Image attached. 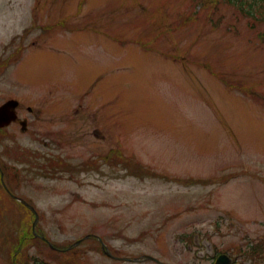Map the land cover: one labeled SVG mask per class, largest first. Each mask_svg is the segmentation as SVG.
<instances>
[{"label": "rangeland", "instance_id": "374dc122", "mask_svg": "<svg viewBox=\"0 0 264 264\" xmlns=\"http://www.w3.org/2000/svg\"><path fill=\"white\" fill-rule=\"evenodd\" d=\"M240 3L0 0V106L28 117L0 127L9 187L51 242L81 240L14 257L32 220L0 181V264H264V21Z\"/></svg>", "mask_w": 264, "mask_h": 264}, {"label": "water", "instance_id": "95a60500", "mask_svg": "<svg viewBox=\"0 0 264 264\" xmlns=\"http://www.w3.org/2000/svg\"><path fill=\"white\" fill-rule=\"evenodd\" d=\"M18 101L17 100H9L7 102H5L4 104H2L0 106V127H4L6 125H8L10 122H12L13 120H15L17 118V115L15 113V107L17 106ZM23 127L22 129H25V122L23 121ZM23 202H25L24 200H22ZM29 207L35 211V209L33 208V206L29 205ZM38 222V217L36 216V219L34 221L33 224V228L35 230L36 224ZM110 255L111 253L108 252ZM126 260H133V261H142V260H155V261H159L158 259H156L155 257L151 256V255H143V257L141 258H134V259H129L126 258ZM231 262V260L229 259V257L225 254L220 255L217 258V261L215 264H229ZM164 264V263H161Z\"/></svg>", "mask_w": 264, "mask_h": 264}, {"label": "flooded vegetation", "instance_id": "af4514ba", "mask_svg": "<svg viewBox=\"0 0 264 264\" xmlns=\"http://www.w3.org/2000/svg\"><path fill=\"white\" fill-rule=\"evenodd\" d=\"M24 107L21 105V103L19 104V106L17 107V113H18V119L16 120L17 122H19L20 123V121L22 120L20 117H19V114H21L23 111H22V109H23ZM40 110H37V109H35V108H33V107H31V106H27V112H30V113H37V112H40L41 111V113L43 112L42 111V108H39ZM81 109V108H80ZM40 115V114H39ZM39 117H41V116H39ZM23 119H25V120H27V124H28V117H24ZM84 117L83 116H81L80 118H79V121L81 122V123H84ZM15 121V122H16ZM72 122H77V121H75V119H73V121ZM13 123V122H12ZM11 123V124H12ZM10 124V125H11ZM9 125V126H10ZM8 127V126H7ZM27 127H28V125H27ZM2 130V129H1ZM0 130V131H1ZM53 159L54 160V164H53V166L55 167V169L56 170H59V164H62V165H64V164H67L68 166H70L71 165V163L67 160V159H65L61 154H59V152L57 153V155L54 157V156H52V155H50L49 154V156H47V155H44L43 156V161H42V163L43 164H40L39 166H37V167H46L47 165H49V160L50 159ZM59 162V163H58ZM9 167H10V165H6V164H4V162L2 161V163L0 164V179H1V176H2V172H3V176H4V178H6V177H8V170H9ZM69 167H67V169H68ZM6 183V182H5ZM3 187L9 192V193H11L12 194V192H11V189L9 188V186L6 184V186L5 185H3Z\"/></svg>", "mask_w": 264, "mask_h": 264}, {"label": "trees", "instance_id": "16d2710c", "mask_svg": "<svg viewBox=\"0 0 264 264\" xmlns=\"http://www.w3.org/2000/svg\"><path fill=\"white\" fill-rule=\"evenodd\" d=\"M230 1V0H227ZM204 4V2H203ZM241 8L245 9L247 8L246 12L249 15H254L257 11L260 12L261 14V18L264 21V0H246L244 4H246V6L243 4V0H241ZM4 65V63H0V66ZM30 258L26 259V264H29Z\"/></svg>", "mask_w": 264, "mask_h": 264}]
</instances>
